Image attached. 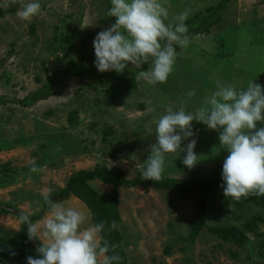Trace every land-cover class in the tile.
I'll use <instances>...</instances> for the list:
<instances>
[{"label": "rangeland", "instance_id": "374dc122", "mask_svg": "<svg viewBox=\"0 0 264 264\" xmlns=\"http://www.w3.org/2000/svg\"><path fill=\"white\" fill-rule=\"evenodd\" d=\"M216 1L162 0L169 14L165 22L173 23L183 12L191 17ZM39 3V15L28 21L16 15L19 4L0 8V95L7 98L23 97L53 71L76 62L82 43L86 62L95 67L93 40L117 19L108 16L111 0ZM69 12L73 14L68 22L76 43L52 50L49 44L59 32L55 25ZM176 51L178 56L166 83L148 84L137 75V86L115 99L104 95L103 82L72 76L64 80L60 90L29 106L11 100L0 103V202L14 205L23 214L36 213L45 192L63 186L73 170L96 163L119 166L131 178L137 162L143 165L150 156V147L156 143V122L168 107L195 112L206 106L218 81L239 89H246L253 81L264 86V0H232L218 23L194 34L186 47ZM189 90H195L190 99L186 95ZM72 110H76L75 125L68 120ZM106 126L112 132L104 140ZM192 130L195 135L182 141V147L196 139L194 151L200 161L189 169L182 162L186 153H166L163 177H202L228 156L217 131L196 121ZM112 149H120L122 154L112 157L108 154ZM33 160L39 172L30 171ZM91 185L98 192L111 189L97 179ZM118 198L117 230L126 253L123 264H264V220L258 222L257 232L245 230L248 240L243 245L223 241L206 228L191 241L187 235L188 221L196 213L193 195L182 197L151 185H122ZM221 200L220 194L207 195L208 206ZM57 202L84 212V228L93 225L89 209L78 197L70 195ZM254 213L264 215V208H237L229 202L219 219H210L208 224L243 227ZM50 215L46 211L33 223L43 224ZM21 221L17 213L0 212V234L18 230ZM0 264L20 263L0 256Z\"/></svg>", "mask_w": 264, "mask_h": 264}, {"label": "clouds", "instance_id": "9594fccd", "mask_svg": "<svg viewBox=\"0 0 264 264\" xmlns=\"http://www.w3.org/2000/svg\"><path fill=\"white\" fill-rule=\"evenodd\" d=\"M20 5L16 15L25 21L39 15V0H0V8ZM109 17H116L111 27L100 31L93 40L94 65L101 73L116 71L122 74L131 64L142 69L145 63L149 70L139 71L137 78L148 84L166 83L172 73L178 53L176 46L184 48L189 43L188 13L177 15L173 23H166L168 11L162 0H111ZM190 99L195 90L186 93ZM186 103V101H185ZM193 121L202 122L209 130L219 133L220 146L227 149L223 162L220 187L225 197L240 200L249 195H264V86L250 82L246 89L217 82V90L206 101V106L195 112H186L183 107L166 109V114L156 122V143L150 147V156L143 165L137 162L132 175L139 172L141 179L160 181L163 178L165 154L183 156V164L195 167L200 156L194 151L197 140L191 139L182 147V141L193 137ZM31 172L41 169L32 162ZM51 215L43 224L33 223L27 216L29 241L39 239L37 257L27 256V264H112L117 256H107V244L101 245L99 234L104 223L87 228L84 212L54 202L44 194ZM111 228H117L112 221Z\"/></svg>", "mask_w": 264, "mask_h": 264}, {"label": "trees", "instance_id": "16d2710c", "mask_svg": "<svg viewBox=\"0 0 264 264\" xmlns=\"http://www.w3.org/2000/svg\"><path fill=\"white\" fill-rule=\"evenodd\" d=\"M232 0H218L214 4L206 6L204 9L197 11L191 17H188L185 24L188 27V39L194 34L200 32L203 28L218 23L222 18V13L227 5ZM73 14L69 12L60 18L59 23L55 25V31H59L57 35L52 37L49 44L50 49H67L76 43V38L73 36V28L68 22V18ZM179 45L176 49H179ZM87 51L84 43L81 45V53L78 55L76 62L67 65L66 67L55 70L49 74L46 79L37 88L29 91L21 98H7L0 95V103L6 101H14L21 106H29L38 100H41L51 94H54L60 87L64 80L72 76L86 77L103 82L105 87L103 93L107 98H118L137 86L136 76L139 71L150 68V64L145 63L142 69H136L131 64L125 69L122 74L116 71L99 72L97 68L92 67L86 62ZM68 120L71 125L77 123L76 110H72L68 114ZM264 127V123L258 122L257 128ZM112 132L110 126L103 128V139ZM112 157H119L122 151L119 149H112L108 152ZM223 163L218 165L211 173L202 177L195 178H181L173 176H164L160 181L141 179L139 172L131 178L126 177L125 171L119 166L109 167L106 164H94L91 168H78L73 170L63 186L52 189L48 192L49 198L57 202L73 195L78 197L89 209L93 225L104 223V229L100 233L101 245L107 244L109 251L108 256H119L120 259L112 261V264H123L126 262V253L121 247V234L116 229L111 228L112 221L116 224L120 219L118 209V187L122 185H151L155 188L166 189L176 192L182 197L189 194L193 195L195 204V215L188 221V235L189 240H194L199 231L206 228L209 232L215 234L219 239L233 243L235 245H243L247 242L248 236L245 230H252L257 232L258 222L264 220V215L254 213L249 216L243 223V227L235 224H208L210 219L218 220L220 214L224 212V206L232 202L237 208L244 206L260 205L264 208V195H249L242 197L240 200H233L230 197L223 195V189L220 185L222 180ZM97 179L103 183L111 185L108 191L98 192L91 181ZM210 193L220 194L222 200L219 204H212L208 206L207 195ZM12 211L21 216H27L31 222L40 218L44 212L50 211L49 206L45 203L43 198L41 207L36 213L23 214L19 209L8 202H0V212ZM27 223L22 219L21 226L18 230H13L10 234H0V256L14 258L20 264H27V256L31 255L37 257L36 249L40 246L39 239L29 241L27 233ZM263 241V240H262ZM260 242V248L263 242ZM166 249L169 250L168 247Z\"/></svg>", "mask_w": 264, "mask_h": 264}]
</instances>
